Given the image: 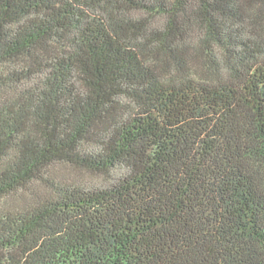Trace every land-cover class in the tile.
I'll return each instance as SVG.
<instances>
[{"label":"trees","instance_id":"16d2710c","mask_svg":"<svg viewBox=\"0 0 264 264\" xmlns=\"http://www.w3.org/2000/svg\"><path fill=\"white\" fill-rule=\"evenodd\" d=\"M0 264H264V0H0Z\"/></svg>","mask_w":264,"mask_h":264},{"label":"rangeland","instance_id":"374dc122","mask_svg":"<svg viewBox=\"0 0 264 264\" xmlns=\"http://www.w3.org/2000/svg\"><path fill=\"white\" fill-rule=\"evenodd\" d=\"M66 174H70V173L66 172Z\"/></svg>","mask_w":264,"mask_h":264}]
</instances>
